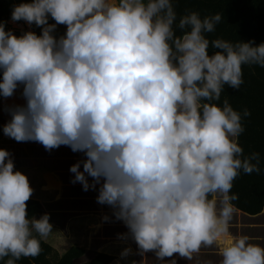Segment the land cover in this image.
I'll list each match as a JSON object with an SVG mask.
<instances>
[{
  "label": "clouds",
  "instance_id": "9594fccd",
  "mask_svg": "<svg viewBox=\"0 0 264 264\" xmlns=\"http://www.w3.org/2000/svg\"><path fill=\"white\" fill-rule=\"evenodd\" d=\"M11 19L41 33L16 35L0 22V96L22 86L25 101L6 106V136L83 153L72 183L99 185L97 203L142 257L191 258L217 245L219 264H264V245L229 231L233 181L260 171L259 154L245 156L238 142L249 113L219 103L225 85L244 83L243 66L264 68V42L210 40L221 15L192 11L177 23L173 0H26ZM34 191L0 149L4 264L39 256L53 231L50 214H28ZM132 254L126 247L121 258Z\"/></svg>",
  "mask_w": 264,
  "mask_h": 264
},
{
  "label": "trees",
  "instance_id": "16d2710c",
  "mask_svg": "<svg viewBox=\"0 0 264 264\" xmlns=\"http://www.w3.org/2000/svg\"><path fill=\"white\" fill-rule=\"evenodd\" d=\"M26 0H0V22L11 19L13 5ZM179 18L188 12H198L201 17L219 13L222 17L213 33L207 34L210 40L220 38L229 41H252L256 44L264 42V0H173ZM50 23L54 21L50 20ZM37 34L41 28L31 27ZM27 31V30H26ZM66 26L58 27V34H63ZM177 34L180 30L177 29ZM209 51H213L211 48ZM2 80V72H0ZM244 83L238 90L225 85L220 104L225 98L232 107L243 114L247 110L249 115L243 117L244 132L238 137V142L244 150V155L259 154V172L240 175L233 181L232 194L237 195L233 206L250 215H258L264 209V68L258 65L243 66ZM22 88V86L20 87ZM20 88L17 89L20 90ZM4 97L0 96V103ZM256 163V161H253ZM30 180L34 188L32 197L27 202L30 216H39L42 212L40 201L47 200V193L41 190L42 175L39 171H22ZM40 200V201H39ZM42 251L37 257L21 258L17 264H78L76 262L84 256L85 251L73 246V243L62 235H55L54 231L41 241ZM0 264H4L0 261ZM86 264H108L106 258L96 257Z\"/></svg>",
  "mask_w": 264,
  "mask_h": 264
},
{
  "label": "rangeland",
  "instance_id": "374dc122",
  "mask_svg": "<svg viewBox=\"0 0 264 264\" xmlns=\"http://www.w3.org/2000/svg\"><path fill=\"white\" fill-rule=\"evenodd\" d=\"M6 30H12L16 35H20L26 30H32V28L30 29L24 21L8 20ZM21 93L22 88L16 90L14 96L4 98L0 103V149H6L12 153L16 170L41 172L42 185L40 188L47 193L48 199L47 201L44 200L46 202L39 200L43 207L37 218L48 213L53 229L61 234L77 235L79 237L78 246L87 252L84 258L78 260V264L88 262L90 259L89 250L97 249L95 243H99V241L97 234L91 237L90 231L85 232L82 227L78 226L79 224L76 225L75 223V220L85 216L86 206L83 203V195L78 189V184L72 183L74 174L70 172V161L65 162L72 160L67 147L61 145L59 148L48 151L38 142H17L4 134V125L11 119L9 112L5 110L6 106L23 104L25 101ZM75 225L76 232H74L75 228L72 229V226Z\"/></svg>",
  "mask_w": 264,
  "mask_h": 264
},
{
  "label": "crops",
  "instance_id": "0c3cea01",
  "mask_svg": "<svg viewBox=\"0 0 264 264\" xmlns=\"http://www.w3.org/2000/svg\"><path fill=\"white\" fill-rule=\"evenodd\" d=\"M66 147L68 149L70 159H72L65 161L66 163L70 161L72 166L78 161L85 159L83 153L73 152L69 146ZM66 158H68V156H66ZM82 170L83 166L81 165V171ZM91 179L92 178L90 177V182ZM77 184L79 187L78 189L82 192L84 199L83 203L86 206V210L84 213L85 216L75 220V223L76 225L79 224L78 226L82 227L85 232L90 231L91 237L97 234L99 241V243H95L97 249L94 248L89 250L90 259L88 262L81 264L89 263L98 256L106 258L108 264H118V262L119 264H132V261H136L137 264H172V261H176L177 264H219L220 255L219 246L217 245L202 247L199 252L193 253L191 258L174 256L161 261L157 260V258L154 256V253H147L142 257L141 255L137 254V246L133 241H124L118 238V234L128 231L123 222L115 220V217L112 216V209L109 206L97 203L99 185H97V190L90 189L88 191H84L82 184L79 182H77ZM105 215L110 217L108 221L103 219ZM76 225L72 226V229L75 228L74 232L77 231ZM53 231L54 236L62 235L70 240L73 243V246L84 250L85 254L81 258L86 256V250L78 246L79 237L77 235L74 234L69 236L67 233L61 234L55 229H53ZM229 231L232 235H247L251 238V242L264 245V209L258 215H250L234 207L233 216L229 225ZM129 246L133 249V254L126 259H122L121 252L124 250V248ZM76 262H78V260Z\"/></svg>",
  "mask_w": 264,
  "mask_h": 264
},
{
  "label": "bare ground",
  "instance_id": "6f19581e",
  "mask_svg": "<svg viewBox=\"0 0 264 264\" xmlns=\"http://www.w3.org/2000/svg\"><path fill=\"white\" fill-rule=\"evenodd\" d=\"M9 100V99H8ZM11 100H14V99H11ZM16 101V100H15ZM17 102V101H16Z\"/></svg>",
  "mask_w": 264,
  "mask_h": 264
}]
</instances>
